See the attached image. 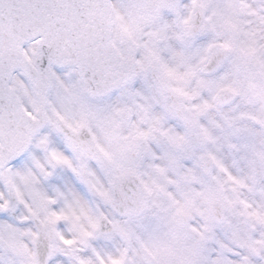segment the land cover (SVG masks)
<instances>
[{
	"label": "snow or ice",
	"instance_id": "obj_1",
	"mask_svg": "<svg viewBox=\"0 0 264 264\" xmlns=\"http://www.w3.org/2000/svg\"><path fill=\"white\" fill-rule=\"evenodd\" d=\"M0 264H264V0H0Z\"/></svg>",
	"mask_w": 264,
	"mask_h": 264
}]
</instances>
